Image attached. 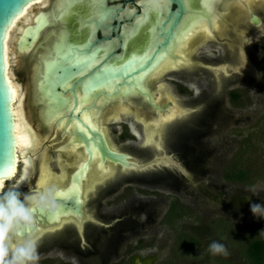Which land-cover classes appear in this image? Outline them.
Returning <instances> with one entry per match:
<instances>
[{
	"label": "rangeland",
	"instance_id": "1",
	"mask_svg": "<svg viewBox=\"0 0 264 264\" xmlns=\"http://www.w3.org/2000/svg\"><path fill=\"white\" fill-rule=\"evenodd\" d=\"M38 7L34 6L32 9L35 11L40 9ZM257 9L264 12L263 5L261 7L256 5L253 11ZM246 20H248L247 12L243 21ZM22 22L19 21V25ZM237 24L238 22L235 23ZM228 25H230L229 22ZM238 28V34L244 33L240 31L241 28ZM230 30L232 28L229 27L228 31ZM244 31L248 37L240 38V41L233 37L227 41L225 36H228V32L226 35L219 36L221 39L219 42L233 45L231 47L233 53L227 57V60L223 58L224 48L214 45V40L210 41L213 43L200 42L198 44L200 46L197 45L198 47L195 48L193 58L196 63L200 62L198 57L203 55L209 59H215V61L208 60L205 64L219 71L207 72L215 86L219 88L217 93H213L219 110L213 111L205 124L198 128L196 140L188 141L189 155L186 159L181 157L180 151L176 150L174 159L181 167L169 168L173 174L170 180L167 179L163 187L157 188L126 181L114 188L110 196L102 197L100 209L103 212L110 213L114 209L117 211L125 209L132 200H135L133 203L136 204V208L143 209L142 213L135 212L130 217L117 214L111 218L114 221L112 225H115L112 230L106 231L105 236L109 238L115 233L121 242L116 243V257H112L113 261H109V264H133L131 262L137 261L127 260L134 253L144 257L150 255V252L155 253L156 257L152 264H254L246 255L247 245L253 239L264 240V219L254 216L251 212L253 204L264 207V72L261 69V60L264 58V23L255 30L245 29ZM10 48H13V45ZM222 59L224 61H221ZM26 62L25 59H18L16 62L12 54V78L20 85L22 92H26L24 111L32 124L34 121L28 112L31 94L30 90L26 89L28 84V62ZM23 63L24 66L21 65ZM37 67L34 65L32 70L36 71ZM194 73L198 74L193 72L192 76L186 75V77L195 78L194 86L178 76L176 79L166 76L161 80L167 83L171 94L189 109L182 120L188 117L191 109L194 108L192 105L194 102L201 105L198 99L202 97L203 89L206 91L210 89L209 78ZM185 74L187 73L182 72L178 75L185 76ZM223 79L225 84L222 85ZM231 92L237 93V96L232 98ZM194 93L197 95L196 98L199 96L197 100H192ZM62 99L66 100L65 97ZM121 118L126 117L121 116ZM73 119L76 120V117ZM33 126L38 130L36 124ZM107 127L117 145L125 147L121 144H139L141 148L139 135L135 134L138 136V139H135L129 134L125 120H112L108 122ZM41 131L43 132V129ZM77 134V132L74 133L73 140L82 143L81 135L78 137ZM53 135L55 140L57 135L54 133ZM44 141L47 139L43 140V143ZM189 145H192L191 148ZM43 147L48 150L50 167L55 169L57 166L54 158L59 152H49L47 142L43 144ZM31 154L27 152L24 156H31ZM161 155L164 156L165 151ZM154 158L156 155L152 153L146 161L151 162ZM186 161L188 165H185ZM235 167L248 172L249 176L242 183L225 178V173H232ZM28 169L27 173L33 174L32 168ZM13 180L15 178L9 183H13ZM8 189L9 187L5 191ZM23 192H26V189ZM77 202L79 201L75 200L73 205L75 211ZM89 209L93 216V209L90 207ZM97 216L103 219V216L98 213ZM146 218L147 222H145ZM92 219L94 220V217ZM144 229L146 231L140 233ZM69 230L65 229L62 234ZM140 238L145 240L144 244L147 248L143 250L128 248V244L133 245ZM213 240L224 244L229 255H213L208 248ZM189 242L192 243L190 247ZM53 257L58 258L57 261H53V264H63L61 255ZM116 259L122 261H114ZM39 262L36 261L35 264Z\"/></svg>",
	"mask_w": 264,
	"mask_h": 264
},
{
	"label": "flooded vegetation",
	"instance_id": "2",
	"mask_svg": "<svg viewBox=\"0 0 264 264\" xmlns=\"http://www.w3.org/2000/svg\"><path fill=\"white\" fill-rule=\"evenodd\" d=\"M44 1H46L45 2L46 4L44 3L43 5H40L38 7L40 9H36L35 11L33 9V10L28 12L29 19L31 18L29 20L30 24H28V25L34 24L35 18L38 17L39 14L42 12L45 13V15H50L49 16L50 21H48L49 19H47L45 30L40 35H38L37 38L34 39V41L31 43V45L29 47H27V48L32 47L29 54L26 56L28 63H29L27 65L28 66V84H27V87L30 90V94H31L30 103L33 105L34 108H36L34 110L33 117H31V116L30 117L34 121V122L32 121L33 122L32 126H33V124H36V127L40 126V127H37L38 128L37 131H39V134L42 138L47 139V141H44V143L45 142L48 143V148H50L49 152H51V153L59 152V154H58L59 159H60L59 165L62 168L66 167V169L65 168H63V169L68 171L69 165H68V162L66 161V158L64 157L63 154L65 151H67L71 147L75 146L72 143H74V144L77 143V142H75V140H73L74 139L73 138L74 133L72 131H74V127L72 125H69V120H73V118L66 120V118H67L66 115H68L70 113V111H67L66 113L59 114V116L57 115L56 116L57 119L55 118L54 120L50 121V123H48L46 125L44 124V122H45L44 113H45L46 105L52 104L50 100L46 101L47 99L46 100L41 99L39 96L38 90H37L38 87L41 85L40 82L43 81V83H44L43 71H44L45 65H47V67H49V68H52V66L55 65L59 61L58 53L65 55L66 52H70V50H67L69 45H76L77 47H80V46L85 45L86 43H94V47L92 48V51H94V53H97L98 49H102L103 51L98 53L99 59L97 60L95 65L92 68H90V71L94 70V69L99 71L101 69H106V68H117L118 69L119 67L123 66L125 63L132 62L134 58H140L143 56L147 57L150 53H152L154 48H155L156 42H159L161 40V38L158 37V33L160 30H159V24H155V20H153V18L155 16L152 15L150 22L143 25L139 29L138 33L126 43V47L124 48V42L125 41H124V35H123V28H130V29L133 28V26L137 22V19L141 18L144 15L143 4L141 3V0H106V6L110 7L111 9H114L115 14L113 17H110L105 22L104 26L94 30V36L92 38L93 40L89 41L90 32H88L87 27L83 26L79 31V26L84 19L82 21H80V20L77 21L75 19V16L72 15L64 23H61L59 20L57 22L55 21L56 22L55 23L53 21L55 20V18H57L60 15L59 12H57L58 10H57V5H56L59 2V0H44ZM157 1H163V0H157ZM192 5H193V9H189L187 7V9H188L187 12L191 11V10H195V9H200L199 8L200 2H198V3L194 2ZM256 5H257V7H261L262 5L264 6V0H257L255 2H251L250 6H249L250 8L247 6H244L242 4L241 0H220V5L218 8V11H220V12L217 14L219 15V18H218L219 22H221V23L219 24L220 27L217 29V31L214 33V36H213L214 37L213 40L215 43L210 42L211 40H207V38L204 35H199L201 32L198 31L200 33H197L192 37V39H191L192 41H190L189 46H185V47H188L189 49H192L189 51L190 54L192 55L191 57L195 56L194 55L195 48L200 46V45H198L200 42L203 43V42L208 41L209 43H213L214 45H220L221 47H223L224 51H225V56H223V58L225 60H227V57H229V55H231L233 53L231 51V47L233 45L229 46V44L227 42H219V41H221L219 36L226 35L228 32V36H225V38L227 37V41L230 40L232 37H233V39L240 41V38L245 37V34H246L244 31L245 29L248 30V29L252 28L253 30H255V29L259 28L261 25L255 26L251 22V16L252 15H256L259 18L263 17V19H264V12L262 10L258 11L260 9H257L255 11H253V8ZM32 7H34V6H32ZM85 7H84V10L81 12V14H84L86 9L87 8L89 9L92 6L85 4ZM168 8L174 9L175 4L170 3L167 5V7L162 12H159V14L156 13V15L158 14L160 16L159 21H162L164 19ZM248 10H250L251 12H254V13L249 14V12H247ZM246 12L248 13V20L243 21ZM248 21H249V23H248ZM228 22L230 23V25H228ZM236 22H238L237 25H235ZM152 25L154 28H153V31L151 32L150 26H152ZM228 26L230 28H232V30H230L231 33H229L230 31H228V28H229ZM23 28H25V26ZM23 28L18 32L19 33V35L17 37L18 40H16V42H15L16 53H21L20 52L21 49L19 51L17 48V45H18V41L20 39V36L22 34ZM237 28L238 29L241 28L240 31H243L244 33L238 34ZM65 29L69 30L68 39H65V45H63V44L60 45V43H61L60 37H62L60 35V33L62 30H65ZM175 31H176V29H175ZM225 32H226V34H225ZM174 34H175V32H174ZM204 44H206V43H204ZM234 48H233V50H234ZM135 49L138 51H137V54L135 56H133L132 53L134 52ZM143 49H145V50L147 49L148 53L144 52ZM43 51L45 53H48V51H53V53H52L53 55L50 59H48L46 61L43 58H41V62H40L39 56L42 55ZM56 52H57V54H56ZM23 53L25 54V52H23ZM170 53H171V51L168 48V50L163 55H161V57L166 55V54H170ZM32 54H35L36 60L31 61ZM176 54H178V53L172 54V55L160 60V63L163 61H166V60H170L171 57L173 58V56H175ZM56 55H57V61L54 62V58ZM234 55L235 54H233V56ZM122 56H124V59L122 61H120L122 59L121 58ZM41 57H43V55ZM198 58H199L200 62L197 61V63H196V60H194L192 58L195 62L193 64L198 66V68H197L198 70L195 69L193 71H191V70L187 71L186 69L184 70L182 68V70L180 69L181 70L180 72L186 71L185 73L189 72L191 74L193 72L199 73L200 70L204 71L205 69H206L205 71H207V72H210L211 69L213 70V68L211 66L206 65L205 63L208 60H214L215 61V59H209L204 55L201 57H198ZM224 59H222L221 61H224ZM20 60H22V59L20 58ZM158 62H156L154 64V66H156L158 64ZM37 63H41V69H40L39 73L37 74V77H34L33 75H35L34 72H36V71H33L32 68L34 67V65H37ZM214 70L212 72H215V73L218 72L217 70H215V71ZM174 71H176V70L174 69ZM87 72H89V71H87ZM177 72H179V71H177ZM81 75H83V77L88 76V74L85 75V73L81 74ZM195 75H197V74H195ZM201 75H205L207 78H209V83H208V85L210 87L209 90L213 89L215 87V84L212 81V79L207 75V73L201 74ZM46 76H48V75H46ZM166 76L167 77L170 76V77L175 78V79H176V76H178V77H181V79H183L184 81H186L189 85H192V86L195 85V80H194L195 78H193V77L189 78L186 76L176 75V72H173V73L171 72L170 74L163 73L160 76V78H158L157 80L149 78L150 81L147 83V86L150 87V89L153 93V96H155L154 97V103L157 105H164L163 110H165V111L163 113L161 111H158V109H156V105L153 102H152L153 105H151V103L148 101L147 96L145 99L144 95H141L140 93L138 95H135V96L129 95L128 98H124V99H121V98H118L117 100L112 99V101L110 103H108L109 105L105 104V107H103L104 109L102 108L101 115L99 116V120L103 124V126H105V125L107 126L108 122H110L112 120H116V119L117 120L118 119L119 120H125L126 127H127L129 134L131 136L135 137V139H138L137 135H139L140 139H138V140H139V143L141 141L142 146L140 148L139 144L138 145H129V144H124V143H122L121 145H124L125 147L119 146L114 142L113 136L111 135V132H110V138L109 139L107 138L110 141L107 140V142H109L108 144L111 148L107 145V142H106L105 138L103 137L105 142H106V145L108 146L109 149H111L113 151L125 153L127 155L126 158H128L127 161H129L131 164L127 168H124L126 166H122L118 162H114L111 160L109 161L108 158L104 159L106 162L102 163L101 159L99 158L98 165L94 169L95 171H97L99 174H102V173H104V171L100 169V167H99L100 164H103L105 169L108 168V165L113 164V165L118 166V167L113 166L115 169L117 168L115 170L116 174L114 176H111V178L109 180H107V182L103 183V186H101V188H99L96 193L95 192L94 193L91 192V194L89 193L91 195V196L88 195L89 201H85L84 198L79 197V191L77 192V196L79 198L77 196H75V197H77L76 199L80 201V203L78 202L79 206H80V208H79L80 215L72 213L70 208H66V209H69L71 213L68 210L66 212H62L59 215V218H53L49 222H43V220H46V218L48 219L50 217H48V215L46 213H39L38 211L34 212L35 223L32 225L31 229L25 235L28 237H31V238H35L38 241L37 251H38L39 259L37 261H40L39 264H53V261L58 260V258L54 259L55 257H53V256H57V255L58 256L61 255L63 257V261H62L63 264H109V261H113V258L116 257L115 256L116 243L118 244L119 242H121V239H117L118 237H116L117 235L115 233L110 235L111 238L110 237L108 238L105 236L106 235L105 233H107L106 231L112 230V228L115 225V224L112 225L114 223V221L111 218H114L117 214H119L121 216L127 215V217H130L132 215V213H135V212L137 214L142 213L143 209H142V207L136 208V206H135L136 204L133 203L135 200L134 201L132 200V201H130L129 205L125 209H122L120 211H117V209H114L110 213L103 212L100 209V206H101L100 201H101L102 197L105 195L110 196L112 194V191L114 190V188H117L121 183L126 182V181H134L136 183H140L141 185L143 184L145 186L150 185V187H152V188L163 187L164 182L167 181V179L170 180L171 175H173L169 168L173 167V166L174 167H181L179 165V163L174 159V154L176 155V150L178 152L180 151V154L182 155L181 157H184L185 159L188 157V155H189L188 154V146H187V144H189L188 141L194 142L196 140V134L199 132L198 128L201 127L203 124H205L206 120L208 119V117L211 116L213 111L219 110V106H218V103H216L214 101V98L212 100H210V99H208V100L204 99L203 100L201 98L198 99L195 97L196 94L194 93L195 95L193 96L192 100L198 99V103H200V101H201V106H202L201 111H203L202 112L203 113L202 119H200L198 122L194 121L193 123L192 122L191 123L182 122L183 126H180L179 130L177 132L176 131L174 132V135H173L174 139H172V141H171L172 147L170 148L169 153H173V154L167 153L164 156H162L163 154L161 155V153H164V151H163L164 149L162 150L160 148L162 145V141H161V139L159 140V138H162V135H163L162 132H163L164 126H166L168 123H172V122H175L177 120L178 121L176 123H179L186 116V114H182L180 116H176V114L174 115V110L176 109V104L170 102V99H168V98L165 99L162 95L159 94L157 88H158L162 78L166 77ZM76 77H77V75L71 80L70 90H71V86L73 85V83H74V88H75L76 84H81V82L80 83L74 82ZM112 81H114V84H113L114 94H113V96H116V92H118V94H119L121 91V88L125 89V84L120 79L114 78ZM224 82L225 81L223 79L222 85L225 84ZM165 84H167V83H165ZM165 87L168 88L167 85ZM147 89H148V87H147ZM74 93H75V91H74ZM102 93L103 94L100 95V100H102V97L105 99L107 98V92L103 91ZM62 95H63V97H65V99L68 98V99H70V101L72 100V102H73V96H72V93L70 91L65 93V94H64V91H62ZM75 99H76V95H75ZM173 99L176 100V97L173 96ZM122 100H124V101H122ZM178 102H180V101H178ZM195 103L196 102H194L192 105H196V106L200 105V104H195ZM116 105H118L120 107L116 108ZM180 105H182L181 102H180ZM121 106L125 107L126 110H124L122 112L119 111L122 108ZM182 107H184V106L182 105ZM184 109H187L186 113H188L189 109L186 107H184ZM166 110L171 111L172 113L169 114ZM117 111H119L118 116L115 115V113ZM124 112H131V113L135 112V113H137L136 117H139L138 121H136L135 118H131V117L124 115L125 114ZM172 114L174 117H176V120L173 119V120L164 121L165 120V119H163L164 117H167V116L172 115ZM61 116H63V117H61ZM75 116L80 120L79 116H77V115H75ZM121 116H124L126 118L120 119ZM140 118H141V120H140ZM156 119H158V120H156ZM37 120H39V123L37 122ZM57 120H63L64 121L63 125L60 126L61 128L58 127V125L56 123ZM153 121H155L154 124H153ZM132 122H134V123L136 122V124H137V128H135V130H133V128H131L130 124ZM162 122L163 123L165 122L164 125ZM145 123H147V126L150 125L153 128H155L156 126L160 127L163 125L161 128V131H159L157 133L154 132L155 138H154V140H151L150 144H148L146 142V140H143L144 134H146L145 133V128H146ZM65 124H66V126L64 127ZM155 124H157V125H155ZM64 128H66V129H64ZM68 128H69V130H68ZM42 129H43V132L41 131ZM95 129H97V128H95ZM97 130L101 134L103 133V128L101 129V131L99 129H97ZM53 133L55 135H57V138L55 140H54L55 137H54ZM135 134H137V135H135ZM61 138H63V139L61 140ZM115 139H116V137H115ZM53 141H55V142H53ZM70 142H72V143H70ZM49 143H50V145H49ZM65 143H67L66 144V147H67L66 150H64L65 147H62ZM68 146H70V147L68 148ZM144 146H146V147H144ZM180 146H182V147H180ZM191 146L192 145H189L190 148H191ZM80 149H81V153L84 154V156H85L86 153H85V150H84L82 143H81ZM134 149L135 150L142 149L143 151L145 149V152L155 151V150H159V149L161 151L159 154H157L158 156L156 155V158H154L151 162H147L146 159L149 158L150 154L134 152ZM72 152L73 153H70V156H72V154L75 153V150ZM30 153H32L31 155H33V152H30ZM97 153H98V151H97ZM180 154H179V156H180ZM98 156H99V154H98ZM166 156H167V158H166ZM56 157H57V155H56ZM169 157H172L171 158L172 160H169L168 162L158 161V160H166L167 161ZM156 160H157V162H155L156 164H161V167L159 166L158 170H153V172H151L152 170L149 171L147 168L144 167V166L148 165V163L154 164V161H156ZM19 161H20V164L18 166V171H17L16 175L14 176L15 180H13V183H11V184L9 183L10 180H7L5 182V184L3 185L4 190H6L7 187H11V186L15 185L17 183V181L20 180L19 177L21 174V168H19V167L21 166L22 161L20 159H19ZM84 162H86V160H84ZM134 163L137 165L139 164L142 167L140 169L134 168L133 167ZM185 165H188L187 161H186ZM162 167L164 169H162ZM189 167H187V168H189ZM81 168L82 167L77 166L76 168H74L75 171L73 169L74 172L72 171L71 173H69L70 174L69 175L70 182H72L73 184L75 181H73L72 177H73V175L78 174V172L80 171ZM57 170H58L57 167L55 169L51 167V171H50L51 178H57V177H54V176H57L56 175ZM53 174H55V175H53ZM28 175H29L28 179L19 185V190L21 191V193H24V194H28L30 192L33 193L35 191L34 185H35V181H36V178H35L36 176L34 175V173L32 174V172H29ZM118 175H121V177H119L118 179H116L114 181H111L114 178H116ZM103 177H104V179L102 180ZM14 178H12V179H14ZM75 178H76V176H75ZM99 178H100V181L102 180L101 182H103L107 178V176L105 178V176L101 177V175H100ZM100 181H98V182H100ZM8 185H10V186H8ZM61 187H63V186H60L59 188H56V189H58L60 192H63L64 189ZM25 189H26L27 193L23 192ZM70 190L71 191L73 190L72 186H70L69 189H67V191H70ZM60 198H62V197H60ZM62 199H68V197L62 198ZM69 199H72L73 203L75 202V199H73L72 196L69 197ZM88 207L93 209L94 220L92 219L91 213L87 212V211H89ZM170 212H171V210H170ZM97 213H98V215L103 216V219L99 218L97 216ZM146 215L148 217V214H146ZM51 218H52V216H51ZM68 220H69V222H68ZM71 220H73V221H71ZM105 221H108V222H105ZM118 221H120V220H118ZM147 221H148V219L146 218L145 222H147ZM80 222L83 224L82 231L78 230ZM62 226H63V228H62ZM59 227H61V228H59ZM41 229H44V231ZM65 229H70V230L67 231L66 233L62 234ZM145 231H146L145 229L141 230L140 233H143ZM82 232H83V235H81ZM101 234H102V236H101ZM22 238L23 237H20L19 239H22ZM144 241H145L144 239L140 238V239H138V241L135 244H133V245L128 244V248H131V250H143V249L147 248V245L144 244ZM188 245L190 247V246H192V243L189 242ZM154 254L155 253L150 252V255H146L144 257H141L137 253H134V255H132L130 257V259L127 261H137V262H131L133 264H152V262L156 258ZM114 261H122V260L116 259ZM138 261H140V262H138Z\"/></svg>",
	"mask_w": 264,
	"mask_h": 264
},
{
	"label": "water",
	"instance_id": "3",
	"mask_svg": "<svg viewBox=\"0 0 264 264\" xmlns=\"http://www.w3.org/2000/svg\"><path fill=\"white\" fill-rule=\"evenodd\" d=\"M38 1L41 0H0V38H2L3 35V43L2 47H0V52H2V55H0V161H7L10 159L11 163L10 164H5L3 166H0V182L1 180L5 179L6 181L9 178H12L16 175L18 171V166L20 164L19 157H18V152H17V141L18 138L15 135V117L13 113V88L11 87L7 75H6V40H7V34L9 28L14 24L17 20L18 17H21L26 10V8L34 4ZM200 2V9H195L187 12V7L189 9H193V3ZM172 4H175V8H168L167 12L165 14V17L162 21H159L160 16L158 15L159 12L157 11H150L148 13L149 19L143 21L139 25L136 24L133 26V28H123V35H124V48L126 47V43L133 38L139 31V29L150 22L152 15L155 17L153 20H155V24H159V33L158 37L161 38L159 42H156L155 48L152 53H150L147 57L143 56L140 58H134L132 62L125 63L123 66L117 68H106V69H101L99 71L97 70H91L89 72H85V75L88 74V76L83 77V75H77L75 78V83H80L81 84H76L74 88V83L71 86L70 90V85H71V80L76 76V70L70 68V65L74 62L75 58H79L84 51H78V52H72L71 49L73 46L77 47L76 45H69L67 50H70V52H66L65 55L59 54V61L52 66V68L47 67L45 65L44 68V83L41 81V85L38 87V93L41 99H47L46 101L50 100L52 104H49L46 109H61L62 106L65 104L63 101V95L62 91H64V94L67 92H71L73 96V102H72V107L70 109V113L67 116V118L75 117V115L72 113V109L75 108L76 106V99H75V89H82L83 91L86 89L92 91L96 89L94 97L98 95H102L103 91L107 92V98L102 97V104H108L112 101V97L115 98H128L129 95H138L139 93L141 95H144V98L146 99V96L148 98V101L153 105L154 99L152 95V91L149 86L144 85V79L146 72H152L154 64L172 54H174L176 47L178 45V42L181 37L185 36L186 33H191L195 30L198 29L200 20H207L208 22V27H209V32L210 35H212V14L218 13L219 5H220V0H215L214 3L211 4L212 8V13H207L205 12V9L203 5L201 4V0H189V2L186 4L185 8L182 10L181 5H180V0H172ZM23 4V8L19 13H16V10L20 5ZM145 4L147 5L148 8H153L156 4H163V1H157V0H145V3L143 4V12L145 10ZM57 12L60 14V8L61 4L58 2L57 4ZM91 6V5H89ZM85 4L84 5H76L73 10V15L75 16V19L78 21H87L89 19V16L93 13V8L90 7L89 9L87 8L84 14H81V12L84 10ZM86 8V7H85ZM110 8V7H108ZM187 12V13H186ZM156 13H158L156 15ZM186 13V14H185ZM200 13H204L205 16L207 17L206 19H202L200 17ZM15 14V15H14ZM55 14V13H54ZM44 15L46 16L47 19H49L50 15H45V13H40L39 16ZM38 16V17H39ZM53 16V15H52ZM72 16V15H71ZM70 16V17H71ZM35 18L34 24L31 25H23L19 27V31L23 28L22 34L20 37L24 36L25 30L28 28L31 29H36L37 28V18ZM59 20L61 23H64L68 20ZM141 18H138L140 20ZM50 21V19L48 20ZM57 22L58 19L55 18L53 22ZM55 22V23H56ZM152 22V21H151ZM251 22L255 25H262L264 23V19L259 18L256 15L251 16ZM45 25L37 29L35 33L28 38L27 43L21 42L19 39L17 48L20 50L21 48H25L24 50L27 49L31 45V43L34 41L35 38L38 37L44 30H45ZM83 26L87 27L88 32H90L89 36V41H92L93 36H94V31H92V26L85 24ZM82 22L79 26V31L83 27ZM156 27V26H155ZM153 25L150 26V31H153ZM176 29V31H175ZM249 30H252L250 28ZM18 31V32H19ZM68 32L69 30L65 29L62 30L60 35V45H65V39H68ZM175 32V34H174ZM19 35V33H18ZM246 37L247 34H245ZM91 37V40H90ZM18 40V38H17ZM85 45H88L90 48L89 51L91 53H94L92 51V48L94 47V43H86ZM79 48V47H77ZM168 48L170 49L171 53L163 55ZM144 52L148 53L147 49H143ZM138 50H134L132 53L133 56L137 54ZM53 51H48V53H45L43 51L42 55L39 56V60L41 62V58H43L45 61L50 59L52 57ZM57 54V52H56ZM28 54H25L23 56V59H25L27 62V56ZM151 56L154 59L150 63H145L147 58ZM161 57V58H160ZM122 61L124 59V56L121 57ZM160 58V59H159ZM38 59V58H37ZM159 59V60H158ZM36 60L35 54H32L31 61ZM57 61V55L54 58V62ZM38 62V61H37ZM97 62V61H96ZM37 70L35 72L34 77H37V74L39 73L41 69V63H37ZM93 66H90L92 68ZM200 70V73L197 75L205 74L207 72ZM179 73H176L178 75ZM48 75V76H46ZM120 79L122 82L125 84V89L121 88L120 93L116 92V96H113L114 92V81L113 79ZM148 87V89H147ZM218 87H214L211 90H203L202 92V97L201 99H213V93H217ZM150 92V93H149ZM45 96V97H44ZM197 96V95H196ZM195 96V97H196ZM199 97V96H198ZM197 97V98H198ZM200 99V98H199ZM152 100V101H151ZM153 102V103H152ZM201 102V101H200ZM47 104V103H46ZM155 104V103H154ZM90 105H99V104H87V106ZM159 109L162 110L161 105L155 104ZM194 108L190 112L187 118L184 119L182 122L186 123H193L198 122L200 119H202L203 116V111H201L202 106L198 105L195 106L193 105ZM163 111V110H162ZM179 122L174 124L173 126L169 127V129L166 130L164 139H165V145H164V151L165 154L169 153L170 148L172 147V139L174 132L178 131L180 126H183V123ZM87 131L89 133V136L85 135L82 131H76L78 134L77 136L81 135V141L84 144V147L87 148L89 140L92 142L93 145L97 147L98 152L100 153V156L102 158L106 157L111 161L118 162L122 166H126L128 163L127 161V155L122 152H117V151H112L109 148H107L104 139L102 137V134L99 131H93L92 129L87 128ZM142 149L135 150L134 152H139V153H145L149 154L148 152L141 151ZM88 153V150H85ZM90 155H88L89 157ZM123 158V159H121ZM172 157H169L168 160H162L163 162H168ZM161 161V162H162ZM161 167V164H156L154 163L152 166L147 168L149 171L153 172V170H158V167ZM162 169H164L162 167ZM156 172V171H155ZM58 203L63 207L64 209L70 208L72 213H75L77 215H80V206L79 203L77 202V210H74L72 199H62V198H57ZM88 204V203H87ZM39 212V211H38ZM40 213V212H39ZM48 217H51L52 215L47 214Z\"/></svg>",
	"mask_w": 264,
	"mask_h": 264
},
{
	"label": "bare ground",
	"instance_id": "4",
	"mask_svg": "<svg viewBox=\"0 0 264 264\" xmlns=\"http://www.w3.org/2000/svg\"><path fill=\"white\" fill-rule=\"evenodd\" d=\"M242 1V4L244 6H247L249 7L250 6V3L251 2H255L257 0H241ZM46 1L44 0H41V1H38L34 4H31L29 5L26 10L24 11L23 15L21 17H18L16 22L14 24H12V26L9 28L8 30V34H7V40H6V65H7V69H6V75H7V79L11 85V87L13 88V99H14V102L12 104L13 106V113H14V117H15V135L16 137L18 138V141H17V152H18V157L19 159L22 161V164L20 166L21 168V174H20V177L23 175L25 169L27 170L28 168H32V171L34 173V175L36 176V181H35V185H34V192H36L37 190L39 191H42L46 188H50V187H55V188H59L60 186H63L61 188L64 189L63 192L65 193H69L70 195L68 196L69 197H73V199L77 200L75 196H77V192L79 191V197L81 198H84L85 201H89L88 199V195L92 193H96L98 191L99 188H101V186H103V183L107 182V180H109L111 178V176H114L116 174L115 169L114 167H118L116 165H108V168L107 169V172L104 171V173L102 174H99L97 171H95L94 169L96 168V166L98 165V160L99 158L101 159V162L104 163L106 162L104 159H107L106 157L102 158L100 156V153L98 152L97 153V147L95 145L92 144V142L89 140L88 142V145H87V148L84 147V144H83V147H84V150H88V153L87 151H85L86 155L84 156V154L81 153V142H77V144H75L74 147H71L69 150L65 151L64 152V157L66 158V161L68 162V165H69V169L68 171H66V167H63L65 169H63L60 165H59V155H57V157L54 158L55 162H56V166L58 168V170L56 171V175L57 176H54V177H57V178H51V175H50V171H51V167H50V164H49V161H48V155H47V149H44L43 147V140H45V138H42L39 134V131H37L33 126L32 124L30 123V121L27 119L26 117V114H25V111H24V96H25V93L26 92H22L21 90V87L20 85L15 82L12 78V69H11V57H12V54H13V58L16 60V62L18 61V59H23V56L25 54H29L31 48H27L26 50H24L25 48H21V53H16L15 51V42L17 40V37H18V31H19V27L23 26V25H26L29 23V15H28V12L30 10H33L32 6H40V5H43ZM46 4V3H45ZM250 8V7H249ZM247 12L250 13H254V12H251L250 10H248ZM219 13V12H218ZM31 17V16H30ZM219 15L217 13L215 14H212V35H210L209 33V27H208V22L207 20H200V23H199V26H198V29L191 32V34L189 36H183L180 38L179 42H178V45L176 47V50L174 52L175 53H178L176 54L175 56H173V58L171 57L170 60H166V61H163L160 63V61L158 62V64L156 66L153 67V70L152 72H146L147 74L145 75V79H144V85H147V83L150 81V79H158L160 78V76L163 74V73H166V74H170L171 72H176L178 73L177 71H181L182 68L187 71L191 70H198V66L193 64L195 63L194 62V58L191 57L192 55L190 54V50L192 49H189L188 47H185V46H189V43L190 41H192V37L197 34V33H200L199 35H204L207 40H211L213 41L214 39V33L217 31V29L220 27V23L219 22ZM222 19V18H221ZM19 21H23L21 25H19ZM16 27H18L16 29ZM205 29H207V31H205ZM200 31V32H198ZM221 34V33H220ZM226 34V32H225ZM246 37V36H245ZM244 37V38H245ZM240 43V42H239ZM13 45V48H10V46ZM193 45V44H192ZM33 46V45H32ZM244 46V45H243ZM12 51V52H11ZM25 52V54L23 53ZM242 54V52H241ZM195 55V54H194ZM193 58V59H192ZM23 62V61H21ZM199 62V61H198ZM27 63V62H26ZM29 64V63H28ZM207 64V63H206ZM246 64V62H245ZM22 66H24V63L21 64ZM204 66V65H203ZM213 66V65H212ZM215 66V65H214ZM174 69L176 71H174ZM181 69V70H180ZM205 69V68H204ZM215 69V68H214ZM213 69V70H214ZM206 70V69H205ZM204 70V71H205ZM212 70V69H211ZM212 70V71H213ZM164 71V72H163ZM215 71V70H214ZM186 72V71H185ZM183 72V73H185ZM200 72V71H199ZM207 72V71H206ZM219 72V71H218ZM35 73V72H34ZM182 73V72H180ZM179 73V74H180ZM188 73L185 74V76L187 75L188 76ZM190 74V73H189ZM192 74V73H191ZM190 74V75H191ZM196 74V73H194ZM193 74V75H194ZM219 74V73H218ZM182 75V74H181ZM184 75V74H183ZM34 76V75H33ZM192 76V75H191ZM166 84L165 83H162L160 82L157 90L159 92L160 95H162L165 99H170V102L172 103H175L176 104V109L174 110V115L176 114V116H180L182 114H186L187 112V109H184V107H182V105H180V102H178V100H174L173 99V96L171 95L170 91L168 88L165 87ZM26 89L28 90V87H26ZM33 89V88H32ZM75 91V95H76V106L75 108H79L80 111H73V113L77 116H79L80 120L76 117L77 120L73 119V120H69V125H72L74 127V131H72L73 133H76V131L79 129V128H82L83 129V133H85V135H87V137L89 136V133L87 131V128L88 127V124L84 123L85 120H87L89 123L92 124V127L93 128H97L101 131V129L103 128V133H102V137L105 138L106 142L107 140L110 138V132H109V129L108 127L105 125L103 126V124L100 122L99 120V116L101 115V110L103 107H105V104H102V100H100V95L98 96H95L94 97V94H95V89L90 91L88 90V94L87 96L85 95V90L83 91L82 89H76L74 90ZM87 91V90H86ZM153 95V93H152ZM26 97V96H25ZM45 97V96H44ZM155 96H153V99H154ZM159 97V96H158ZM157 97V98H158ZM33 99V98H32ZM112 99H118V98H115V97H112ZM121 99H124V98H121ZM163 99V98H162ZM126 100V99H125ZM67 101V102H66ZM124 101V100H122ZM127 101V100H126ZM29 102H30V99H29ZM66 102V103H65ZM72 100L70 101V99L66 98V100L64 101L65 105L62 106L61 109H45V112L44 113V124H48L50 123V121L54 120L56 118V116L59 114H62V113H66L67 111H70L71 107H72ZM87 104H99V105H90V106H87ZM49 104L46 105V107L48 106ZM109 105V104H108ZM171 105V104H170ZM107 106V105H106ZM124 106V105H123ZM39 107V106H38ZM120 106L116 105V108H118ZM122 107V106H121ZM27 108V107H26ZM161 108L163 110L164 108V105H161ZM36 108L33 107V105H28V112L29 114L31 115V117H33L34 115V110ZM104 109V108H103ZM156 109H158V111H161L162 113L165 111V110H161L159 109L157 106H156ZM174 109V108H173ZM191 109V108H190ZM126 110L125 107H122L119 111H124ZM193 110V108L191 109V111ZM117 111L115 113L116 116H118V112ZM167 111V110H166ZM190 111V112H191ZM169 114H171L172 112L171 111H167ZM126 116L128 117H131V118H135L136 121H138V118L139 117H136L137 116V113L133 112H124ZM38 114V113H37ZM190 114V113H189ZM43 115V114H42ZM103 115V114H102ZM133 116V117H132ZM173 116V114H172ZM39 117V116H38ZM63 117V116H61ZM67 117V116H66ZM74 117V116H73ZM72 117V118H73ZM41 118V117H40ZM165 118V117H164ZM163 118V119H164ZM35 119V118H34ZM57 119V118H56ZM70 119V118H69ZM176 120V117L174 118ZM66 120H68V118H66ZM79 120V121H78ZM141 120V118H140ZM143 120V119H142ZM158 120V119H156ZM155 120V121H156ZM173 120V119H171ZM155 121H153V124L155 123ZM165 121V120H164ZM178 121V120H177ZM172 122V123H168L166 126H164L163 128V135H162V138H159V140L161 139L162 141V145H161V149L163 150L164 148V145H165V139L163 138L164 135H165V132L167 129H169V127L173 126L174 124H176V122ZM184 121V120H182ZM181 121V122H182ZM37 122L39 123V120H37ZM63 120H57V125L58 127L62 126L63 125ZM144 122V121H143ZM163 123V122H162ZM165 123V122H164ZM163 123V125H164ZM82 124V125H81ZM68 125V124H67ZM157 125V124H155ZM162 125V126H163ZM66 126V124L64 125V127ZM145 133L144 134V139L143 140H146V142L148 144H150L151 140H154V132H159L161 131V128L162 126H156L155 128H153L152 126L148 125L147 126V123H145ZM37 127H40V126H37ZM61 128V127H60ZM67 128V127H66ZM64 128V129H66ZM70 128V127H69ZM68 128V130H69ZM131 128H133V130H135V128H137V124L136 122H132L131 123ZM89 129H92V128H89ZM66 131V130H65ZM98 131V130H97ZM72 133V134H73ZM155 133V134H156ZM70 135V134H69ZM44 136V135H43ZM157 136V135H156ZM103 138V139H104ZM108 138V139H107ZM71 139V138H70ZM104 140V142H105ZM110 141V140H108ZM160 141V142H161ZM105 142V144H106ZM153 142V141H152ZM72 143V142H70ZM109 142H107V145L109 146L108 144ZM66 144L65 143L62 147H65L64 150H66ZM144 144V143H143ZM155 144V143H154ZM91 145V147L95 148V156L94 158L91 159V163H87L90 159V156L88 157L89 155V152H90V149H89V146ZM106 145V146H107ZM107 146V148H108ZM154 146V145H153ZM70 146H68L69 148ZM110 147V146H109ZM146 147V146H144ZM155 147V146H154ZM111 148V147H110ZM153 148V147H152ZM149 149V148H148ZM75 150V153L72 154V156H70V153H73L72 151ZM83 150V149H82ZM111 150V149H110ZM113 151V150H112ZM145 151V149H144ZM160 149L159 150H155V151H148L149 154L151 155L152 153L157 155L160 153ZM27 152H33V155H28V156H24L25 153ZM99 154V156H98ZM158 156V155H157ZM61 157V156H60ZM85 157V158H84ZM128 159V158H127ZM84 160H86V162H84ZM110 161V160H109ZM158 161H162V160H158ZM62 162V161H61ZM157 162L154 161V163ZM106 164V163H105ZM131 163L128 161L126 167L124 168H127ZM82 165H86L84 166L83 168L80 169V171L78 172V174H75L73 175V181L74 184L72 182H70V179H69V173H71L73 171L74 168H76L77 166L79 167H82ZM153 163H148V165L144 166L145 168H149L150 166H152ZM104 166V165H103ZM114 166V167H113ZM133 167L134 168H137V169H140L142 166H140L139 164H133ZM98 170V169H97ZM29 171V169L27 170V172ZM75 171V169H74ZM73 171V172H74ZM53 173V172H52ZM55 175V174H53ZM100 175L101 177L102 176H107V178L101 182L104 177L102 178V180L100 181ZM76 176V178H75ZM19 177V179H20ZM53 177V176H52ZM119 177H121V175H118L116 178H114L113 180H116L118 179ZM14 178V177H12ZM12 178H9L8 180H11ZM111 180V181H113ZM100 181V182H98ZM110 181V182H111ZM6 182L5 179L1 180L0 184L4 185ZM74 186H73V185ZM72 186L73 187V190L71 191H67V189H69V187ZM37 191V192H38ZM60 192V191H59ZM90 193V194H89ZM76 194V195H75ZM91 196V195H90ZM78 197V196H77ZM78 197V198H79ZM64 198V197H62ZM83 199V200H84ZM79 201V200H77ZM80 203V201H79ZM81 205V204H80ZM89 209V207H88ZM69 209H64L63 207H61V211L59 213V215L62 213V212H66L68 211ZM70 212V210H69ZM88 213L90 212L91 213V216H92V212L91 210L89 209V211H87ZM71 213V212H70ZM93 217V216H92ZM53 218H57V216H52V218H46V220H43V222H49L50 220H52ZM73 221V220H71ZM69 222V220H68ZM65 224V223H64ZM68 224V223H67ZM66 225V224H65ZM77 227V226H76ZM82 227H83V224L80 222L79 223V231H82ZM61 228V227H59ZM63 228V226H62ZM44 231V229H41ZM19 239V238H18Z\"/></svg>",
	"mask_w": 264,
	"mask_h": 264
},
{
	"label": "clouds",
	"instance_id": "5",
	"mask_svg": "<svg viewBox=\"0 0 264 264\" xmlns=\"http://www.w3.org/2000/svg\"><path fill=\"white\" fill-rule=\"evenodd\" d=\"M28 179L25 169L20 180L7 191L0 184V264H35L39 259L38 241L25 234L35 223L34 212L58 216L61 205L57 201L59 190L54 186L30 194L21 193L19 185ZM254 216L264 219V207L251 205ZM23 237L22 239H19ZM213 255L228 256L226 246L213 240L209 246Z\"/></svg>",
	"mask_w": 264,
	"mask_h": 264
},
{
	"label": "snow or ice",
	"instance_id": "6",
	"mask_svg": "<svg viewBox=\"0 0 264 264\" xmlns=\"http://www.w3.org/2000/svg\"><path fill=\"white\" fill-rule=\"evenodd\" d=\"M59 2L61 4V8L59 10L60 15L57 17L58 20H66L71 15H73V10L76 5H84V4L91 5L93 8V13L89 16V19L87 21H82V26L85 24L91 25L92 31L104 26L105 22L110 17H113L115 14L114 9L108 8L106 6V0H59ZM171 2L172 0H163L162 5L156 4L153 8H148L147 5L145 4L144 15L141 17L140 20L137 21V25L149 19L148 13L150 11L162 12L167 7V5L170 4ZM188 2L189 0H180V5H181L182 10L185 8ZM214 2L215 0H201V4L203 5L205 12L212 13L211 4ZM141 3L144 4L145 0H141ZM22 8H23V4L17 8L16 13H19L22 10ZM199 15L202 19L207 18L204 13H200ZM46 23H47L46 16L44 15L39 16L37 18V28L36 29H31V28L26 29L24 36L20 37L21 42L27 43L28 38L31 37L35 33V31H37V29H39ZM205 31H207V29H205ZM190 34L191 33L189 32V33H186L185 35L189 36ZM90 40H91V37H90ZM2 43H3V35H2V38H0V47H2ZM89 49L90 48L88 47V45H83V46H80L79 48L75 46L72 47L71 49L72 52L86 50L79 58H75L74 62L70 65V68L76 70V73H75L76 75L84 74L85 72L90 71V66H94L96 61L99 59L98 53L103 51L102 49H98L97 53L89 54L90 53ZM0 55H2V52H0ZM152 59L154 58L149 56L147 60L145 61V63H150ZM87 94H88V89L87 91L85 89V95L87 96ZM72 111L78 112L80 111V109L73 108ZM174 118H175L174 116L169 115L165 117L164 119L165 121H168ZM84 123L88 124V127L92 128L93 131H97V129L93 128L92 124L89 123L87 120H85ZM78 130L83 131L82 128H79ZM89 149H90V152H89L90 159L87 163H91V159L94 158L95 151H96L95 148L91 147V145L89 146ZM10 163H11L10 159L7 161H0V166H3L5 164H10ZM84 166L86 165H82V168ZM99 167L101 170L107 172V169L104 168L103 164H100ZM69 195H70L69 193L59 192L57 198H60V197L67 198ZM57 218H59V215L57 216Z\"/></svg>",
	"mask_w": 264,
	"mask_h": 264
},
{
	"label": "trees",
	"instance_id": "7",
	"mask_svg": "<svg viewBox=\"0 0 264 264\" xmlns=\"http://www.w3.org/2000/svg\"><path fill=\"white\" fill-rule=\"evenodd\" d=\"M261 69L264 72V58L261 60ZM230 96L234 98L237 93L231 92ZM248 172L242 168H234L232 173H225V178L229 181L242 182L247 178ZM247 257L254 264H264V240L253 239L247 245Z\"/></svg>",
	"mask_w": 264,
	"mask_h": 264
}]
</instances>
